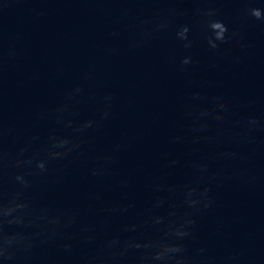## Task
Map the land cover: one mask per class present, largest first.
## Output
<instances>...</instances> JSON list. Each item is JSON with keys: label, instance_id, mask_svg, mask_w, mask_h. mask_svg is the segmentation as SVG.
<instances>
[{"label": "water", "instance_id": "obj_1", "mask_svg": "<svg viewBox=\"0 0 264 264\" xmlns=\"http://www.w3.org/2000/svg\"><path fill=\"white\" fill-rule=\"evenodd\" d=\"M0 264H264V0H0Z\"/></svg>", "mask_w": 264, "mask_h": 264}, {"label": "clouds", "instance_id": "obj_2", "mask_svg": "<svg viewBox=\"0 0 264 264\" xmlns=\"http://www.w3.org/2000/svg\"><path fill=\"white\" fill-rule=\"evenodd\" d=\"M184 62H185V63H188L189 61L185 60Z\"/></svg>", "mask_w": 264, "mask_h": 264}]
</instances>
